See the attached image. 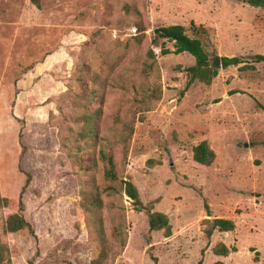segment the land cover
I'll return each mask as SVG.
<instances>
[{"label":"rangeland","instance_id":"374dc122","mask_svg":"<svg viewBox=\"0 0 264 264\" xmlns=\"http://www.w3.org/2000/svg\"><path fill=\"white\" fill-rule=\"evenodd\" d=\"M41 3L0 0V241L9 264H90L99 240L82 200L94 187L103 191V227L115 250L126 237L111 264H264V62H253L264 54V9L242 0ZM172 24L200 36L212 63L217 55L244 63L221 66L210 85L196 82L183 93L182 69L195 58L164 54L173 43L154 32ZM149 50L156 61L144 77ZM86 74L99 79L92 109L101 111L100 134L112 143L119 177L169 216L172 236L150 232L147 213L127 195L104 191L103 166L94 167L95 150L77 135L82 108L74 92L90 85ZM150 94L153 106L140 112L135 99ZM130 119L125 149L118 132ZM203 140L216 152L210 166L193 156ZM20 210L31 229L8 232V214ZM214 217L233 219L235 230L207 238L202 220ZM219 242L238 250L216 255Z\"/></svg>","mask_w":264,"mask_h":264},{"label":"trees","instance_id":"16d2710c","mask_svg":"<svg viewBox=\"0 0 264 264\" xmlns=\"http://www.w3.org/2000/svg\"><path fill=\"white\" fill-rule=\"evenodd\" d=\"M245 3L250 4L254 7H260L264 9V0H242ZM31 2L37 7L41 8V0H31ZM125 9L130 12L131 6L126 5ZM136 9V8H135ZM136 14H139L138 10H134ZM138 25L140 31H145L146 28ZM192 27L196 34H201L200 27L196 26L192 22ZM154 32L158 37L163 38L167 41L173 43L174 49L171 50L165 46L162 47V52L164 54L173 52L176 54L180 53H190L195 58V63L184 67L182 69L187 76V81L183 93L189 90L192 85L196 82H201L210 85L213 80L217 77L219 69L216 68L211 59L209 52L200 36H191L186 29V26L182 24H172L167 26H159L154 29ZM138 41H142L140 38ZM254 63L264 62V54H255L253 56ZM156 61V53L153 50L147 52V59L142 64L141 75L144 77L149 76V74L154 70V64ZM244 63V60L239 56H223L221 57V64L223 67H229L232 65H239ZM87 79L90 82L88 87L83 86V90L79 92H74V102L75 106L82 108V112L76 116L75 121L81 123L77 135L79 139L85 140L87 145L95 150L94 156L90 158L94 167L100 162L103 166L104 178L107 182V188L105 186L104 191H108L112 195H127L133 203L134 209L136 211H143L148 215V224L150 232L162 231L163 235L168 238L172 236V224L170 223L169 216L161 211H154L153 208L146 206L140 196L139 190L136 184L125 178H120L116 169V162L114 156V148L112 143H109V139L101 136L100 127L98 124V118L100 116V110L92 109V104L95 102L96 91L94 84L99 80L96 77H91L86 74ZM144 88V87H143ZM89 89V91H88ZM146 91V90H143ZM142 91V93H143ZM151 93H155L152 91ZM153 94L146 97H137L135 102L139 107L140 112L149 110L153 105L150 99ZM159 98V96H158ZM264 109V106H262ZM134 119L125 120L121 122V129L118 132V142L124 145V148H128V142L130 141L134 133ZM73 131L74 128H71ZM81 146L78 145V148ZM193 156L195 161L202 165L210 166L214 163L216 159V152L211 147L207 140L201 141L199 144L193 148ZM26 184H28L31 179V173L27 172ZM102 192L98 187H94L89 193H86L82 200L83 208L88 212L96 225V231L98 233L99 240V254L91 261L90 264H111L112 261L118 257L124 250L126 246V237H123L120 241V249L115 250L112 243L106 236V232L103 227V218L101 216V209L103 207ZM4 202L9 205V198H5ZM21 207L23 202L20 201ZM206 210L211 216V210L208 204H206ZM202 225L204 226V234L207 238H211L214 231L218 230L220 232H230L234 231L236 228V223L231 218L225 217H214L205 218L202 220ZM123 222H121L115 228L114 233L122 230ZM31 229L30 222L26 219L22 211H16L8 214L6 219V230L11 233H16L24 229ZM238 249L236 246L230 247L225 242H219L213 247V251L216 255L228 256L231 252H236ZM10 258L8 256V246L0 241V264H9ZM201 264V262H200ZM214 264H226L223 261H217Z\"/></svg>","mask_w":264,"mask_h":264},{"label":"water","instance_id":"95a60500","mask_svg":"<svg viewBox=\"0 0 264 264\" xmlns=\"http://www.w3.org/2000/svg\"><path fill=\"white\" fill-rule=\"evenodd\" d=\"M213 65L216 68H220L222 66L221 65V57L219 55H217V56L214 57Z\"/></svg>","mask_w":264,"mask_h":264},{"label":"crops","instance_id":"0c3cea01","mask_svg":"<svg viewBox=\"0 0 264 264\" xmlns=\"http://www.w3.org/2000/svg\"><path fill=\"white\" fill-rule=\"evenodd\" d=\"M35 73H37V72H35Z\"/></svg>","mask_w":264,"mask_h":264}]
</instances>
